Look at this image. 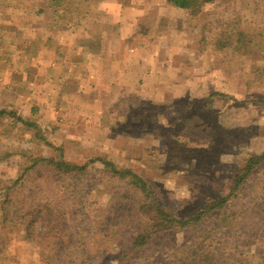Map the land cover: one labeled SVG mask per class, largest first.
<instances>
[{
    "label": "rangeland",
    "instance_id": "1",
    "mask_svg": "<svg viewBox=\"0 0 264 264\" xmlns=\"http://www.w3.org/2000/svg\"><path fill=\"white\" fill-rule=\"evenodd\" d=\"M148 1L155 19L145 30L153 43L144 44L143 54L152 47L155 60L171 68H164V82L150 79L143 83L147 89L130 92L115 106H85L68 125L20 114L48 144L30 127L0 118V264H144L147 258L175 264L170 256L200 230L163 233L129 254L140 195L107 176L96 159L140 175L161 203L184 218L221 195L246 153L264 151V44L254 36L248 55L231 56L214 50L209 38L216 20L260 31L264 0H213L189 13ZM36 158L86 164L87 174L67 179L40 162L15 182ZM44 203L56 219L50 232L35 218ZM229 208L239 214L238 226L223 231L217 253L233 256L232 264H264V163Z\"/></svg>",
    "mask_w": 264,
    "mask_h": 264
},
{
    "label": "crops",
    "instance_id": "2",
    "mask_svg": "<svg viewBox=\"0 0 264 264\" xmlns=\"http://www.w3.org/2000/svg\"><path fill=\"white\" fill-rule=\"evenodd\" d=\"M42 6L43 0H0V108L68 125L85 106H115L150 79L164 82L166 62L155 60L152 47L143 54L152 38L145 27L155 19L148 0H102L91 17L57 29Z\"/></svg>",
    "mask_w": 264,
    "mask_h": 264
},
{
    "label": "trees",
    "instance_id": "3",
    "mask_svg": "<svg viewBox=\"0 0 264 264\" xmlns=\"http://www.w3.org/2000/svg\"><path fill=\"white\" fill-rule=\"evenodd\" d=\"M102 0H43V6L39 8V12L49 13V26L53 29L72 27L81 21L91 17L93 7L97 2ZM171 7L183 11L184 13L196 12L198 7L211 3L213 0H163ZM196 10V11H195ZM208 25L212 21H207ZM217 32L215 27L212 28L209 38L213 39V49L219 52L228 53L231 56H245L250 52L253 46L252 37L258 36L259 41L264 44V24L259 29L260 31H246L239 28L232 21L216 20ZM205 27V26H204ZM205 29V28H204ZM204 31V30H203ZM202 32V30H201ZM200 40L204 42V35ZM264 59V54H263ZM261 81H264V65L259 69ZM215 95H222L215 93ZM212 96V95H211ZM8 117L15 119L22 125L33 129L34 137L45 144H48L37 129L36 125L23 119L13 111H8L5 108H0V118ZM102 164V170L107 176L118 179L132 188L140 195V202L137 206L140 223L131 232L129 254L134 251L145 248L154 238L166 232L185 231V230H200L199 234L181 248L180 253L174 252L170 257L175 264H232L230 259L233 256L227 257L222 252L217 253L216 247L220 244V235L223 231H233L238 226V216L235 210H230V205L233 200L238 198L246 189L251 177L260 170L264 163V151L260 153H246L241 159L239 165L232 168L230 177L223 186L220 196L210 197L203 202L199 210L184 218H179L176 215V208L171 204H163L153 193L151 187L138 174L133 173L129 168L116 169L111 163L96 159ZM47 162L46 165H51L56 170L57 174L67 178L74 179L80 176L84 177L87 174V166L75 165L66 162L62 159H47L36 158L25 169L24 173L15 179L18 182L22 176L27 173V170H33L39 163ZM41 208L35 211V218L39 220V224H45V228L50 232L51 223H55L56 219L53 214V209L50 204L44 203ZM43 212L45 215H43ZM46 224H48L46 226ZM29 223L25 226L28 230ZM42 233L38 229L36 235ZM34 240L31 239V241ZM38 245L39 242L35 241ZM144 264H159L155 261H144Z\"/></svg>",
    "mask_w": 264,
    "mask_h": 264
}]
</instances>
